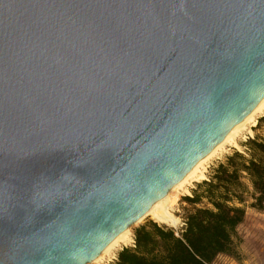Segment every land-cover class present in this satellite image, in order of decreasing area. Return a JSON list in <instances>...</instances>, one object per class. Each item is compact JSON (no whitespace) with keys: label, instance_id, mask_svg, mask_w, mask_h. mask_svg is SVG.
Returning a JSON list of instances; mask_svg holds the SVG:
<instances>
[{"label":"water","instance_id":"obj_1","mask_svg":"<svg viewBox=\"0 0 264 264\" xmlns=\"http://www.w3.org/2000/svg\"><path fill=\"white\" fill-rule=\"evenodd\" d=\"M264 101V0H0V264H90Z\"/></svg>","mask_w":264,"mask_h":264},{"label":"trees","instance_id":"obj_2","mask_svg":"<svg viewBox=\"0 0 264 264\" xmlns=\"http://www.w3.org/2000/svg\"><path fill=\"white\" fill-rule=\"evenodd\" d=\"M247 148L250 158L235 152L202 183V193L186 198L192 204L207 199L211 207L196 209L180 231L157 222L138 228L134 246L124 248L113 264H214L221 255L233 256L248 208L264 210V140L251 139Z\"/></svg>","mask_w":264,"mask_h":264},{"label":"rangeland","instance_id":"obj_3","mask_svg":"<svg viewBox=\"0 0 264 264\" xmlns=\"http://www.w3.org/2000/svg\"><path fill=\"white\" fill-rule=\"evenodd\" d=\"M251 139H257L259 142L264 140V110L256 117V124L248 125L233 142L226 144L212 159H210L200 170L198 175L190 180L182 189L174 194V200L167 207V211L173 215L177 221L176 225L171 223L161 224L169 228L180 231L185 228L187 217L198 208L211 207L209 201L204 199L202 203L192 204L186 201L187 197H193L194 192L202 193V183L209 181L215 174L220 164L225 163L227 158L235 152L242 153L245 157L250 158V152L247 143ZM252 192L251 184L245 180ZM248 205L253 203L251 194L245 195ZM151 222H155L151 218H146L143 222L135 224L130 228V236L127 241L120 243L110 254L96 264H113L117 261L119 253L126 247H133L135 244V231ZM158 223V222H157ZM215 264H264V210L258 211L248 208L244 223L238 229V239L236 240V249L233 256H219Z\"/></svg>","mask_w":264,"mask_h":264},{"label":"bare ground","instance_id":"obj_4","mask_svg":"<svg viewBox=\"0 0 264 264\" xmlns=\"http://www.w3.org/2000/svg\"><path fill=\"white\" fill-rule=\"evenodd\" d=\"M264 110V101L260 103L250 115H248L245 120L240 123L227 137L226 139L219 144L205 159H203L199 164H197L194 169L180 182L178 183L170 192L169 194L159 201L150 211H148L144 217L137 222L136 224H139L140 222H143L146 218H151L155 222L161 223V224H173L176 225L177 221L174 219L173 215H171L167 211V207L170 205V203L174 200V194L182 189L186 184L190 182V180L194 179L202 167L210 160L212 159L226 144H229L235 140V138L244 131L248 125L250 124H256V117L258 114L262 113ZM135 225V224H134ZM130 228L126 230L124 233H122L119 237H117L106 249L105 251L93 262L90 264H96L104 259L105 256L110 254L115 248H117L120 243L127 241L130 236Z\"/></svg>","mask_w":264,"mask_h":264},{"label":"built area","instance_id":"obj_5","mask_svg":"<svg viewBox=\"0 0 264 264\" xmlns=\"http://www.w3.org/2000/svg\"><path fill=\"white\" fill-rule=\"evenodd\" d=\"M215 264V263H214Z\"/></svg>","mask_w":264,"mask_h":264},{"label":"crops","instance_id":"obj_6","mask_svg":"<svg viewBox=\"0 0 264 264\" xmlns=\"http://www.w3.org/2000/svg\"><path fill=\"white\" fill-rule=\"evenodd\" d=\"M222 256V255H221Z\"/></svg>","mask_w":264,"mask_h":264}]
</instances>
